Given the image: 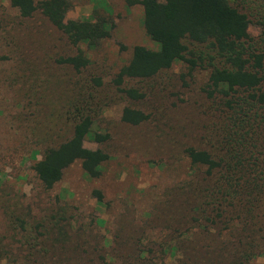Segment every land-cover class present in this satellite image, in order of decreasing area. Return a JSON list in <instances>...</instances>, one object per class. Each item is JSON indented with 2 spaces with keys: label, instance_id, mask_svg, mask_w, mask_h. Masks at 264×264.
Instances as JSON below:
<instances>
[{
  "label": "rangeland",
  "instance_id": "obj_1",
  "mask_svg": "<svg viewBox=\"0 0 264 264\" xmlns=\"http://www.w3.org/2000/svg\"><path fill=\"white\" fill-rule=\"evenodd\" d=\"M69 1L63 25L104 21L108 34L74 42L40 9L22 16L0 0V264H264V129L254 148L259 167L246 178L240 166L235 180L225 166L207 174L186 152L206 149L250 167L252 148L237 141L244 130L233 121L249 93H264V82L210 96L208 69L176 62L117 86L134 46L156 48L142 5ZM261 30L251 19L250 36ZM121 87L142 97L132 100ZM127 106L147 119L122 121ZM85 114L93 131L109 135L83 142L106 151L100 176L88 178L76 160L45 188L34 163Z\"/></svg>",
  "mask_w": 264,
  "mask_h": 264
},
{
  "label": "trees",
  "instance_id": "obj_2",
  "mask_svg": "<svg viewBox=\"0 0 264 264\" xmlns=\"http://www.w3.org/2000/svg\"><path fill=\"white\" fill-rule=\"evenodd\" d=\"M9 1L22 16H30L40 9L74 42L82 40L91 43L108 34L104 21L90 27L87 22L63 25L61 19L71 7L69 0H41L39 3L34 0ZM131 3L142 5L144 31L156 48L134 46L130 59L116 74L117 86L124 79L151 77L176 62H183L192 70L197 67L208 69L207 92L210 96L219 92L232 97L239 90L256 91L264 82V0H129ZM251 19H256L262 29L256 39L248 32ZM119 91L132 100L142 97L133 88L121 87ZM248 98L250 100L238 104L233 122L244 130L237 141L243 147L249 145L252 148V167L240 160L235 161L228 154V159L221 157L216 160L206 149L190 147L186 152L194 166L205 165L207 174L225 166L228 175L224 176L230 180H235V170L239 166L243 167L239 170L243 172L242 177L257 172L259 166L255 163L254 148L259 146L258 131L264 129V93L257 95L251 92ZM231 99H227L226 103L234 108ZM121 119L126 123L139 124L147 119V115L127 106L122 111ZM108 137L106 133L92 130V119L88 114L81 115L70 137L56 146L46 148L42 158L34 163L36 176L49 189L61 179L65 168L79 160L88 178L99 177L108 155L101 148L84 147L83 142L89 138L103 143ZM224 190L221 192L222 197L225 195ZM232 192L237 194L238 188ZM97 195L100 196V193Z\"/></svg>",
  "mask_w": 264,
  "mask_h": 264
}]
</instances>
